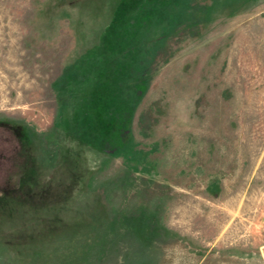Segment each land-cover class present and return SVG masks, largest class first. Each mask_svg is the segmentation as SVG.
Wrapping results in <instances>:
<instances>
[{
	"label": "rangeland",
	"instance_id": "rangeland-1",
	"mask_svg": "<svg viewBox=\"0 0 264 264\" xmlns=\"http://www.w3.org/2000/svg\"><path fill=\"white\" fill-rule=\"evenodd\" d=\"M0 264H264V0H0Z\"/></svg>",
	"mask_w": 264,
	"mask_h": 264
}]
</instances>
